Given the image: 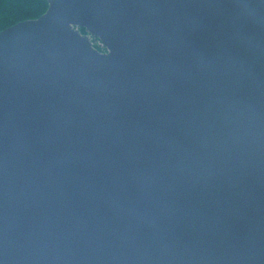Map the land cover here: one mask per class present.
<instances>
[{
	"label": "water",
	"instance_id": "obj_1",
	"mask_svg": "<svg viewBox=\"0 0 264 264\" xmlns=\"http://www.w3.org/2000/svg\"><path fill=\"white\" fill-rule=\"evenodd\" d=\"M46 2L0 32V264H264V0Z\"/></svg>",
	"mask_w": 264,
	"mask_h": 264
},
{
	"label": "trees",
	"instance_id": "obj_2",
	"mask_svg": "<svg viewBox=\"0 0 264 264\" xmlns=\"http://www.w3.org/2000/svg\"><path fill=\"white\" fill-rule=\"evenodd\" d=\"M48 8L46 0H0V32L21 21L37 19Z\"/></svg>",
	"mask_w": 264,
	"mask_h": 264
},
{
	"label": "rangeland",
	"instance_id": "obj_3",
	"mask_svg": "<svg viewBox=\"0 0 264 264\" xmlns=\"http://www.w3.org/2000/svg\"><path fill=\"white\" fill-rule=\"evenodd\" d=\"M93 44L95 45V47H97L98 49H100L103 52H106L107 49L102 45L101 41L98 38H92L91 39Z\"/></svg>",
	"mask_w": 264,
	"mask_h": 264
}]
</instances>
